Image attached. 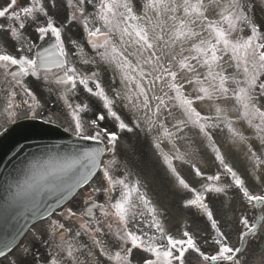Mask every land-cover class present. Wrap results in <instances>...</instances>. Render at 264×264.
Listing matches in <instances>:
<instances>
[{
    "label": "snow or ice",
    "instance_id": "6c2138e0",
    "mask_svg": "<svg viewBox=\"0 0 264 264\" xmlns=\"http://www.w3.org/2000/svg\"><path fill=\"white\" fill-rule=\"evenodd\" d=\"M21 114L95 146L56 145L8 186V207L36 224L0 231L6 264H248L264 251V0H4L0 117ZM178 194L192 223H174L165 199Z\"/></svg>",
    "mask_w": 264,
    "mask_h": 264
},
{
    "label": "water",
    "instance_id": "95a60500",
    "mask_svg": "<svg viewBox=\"0 0 264 264\" xmlns=\"http://www.w3.org/2000/svg\"><path fill=\"white\" fill-rule=\"evenodd\" d=\"M40 135H42V136H40ZM40 135L33 134L32 136H30V138L34 139L35 141H42L43 142V141H56V140H60L63 137V136H60L57 134L43 133V132ZM10 137L14 139L13 143L10 144L8 142H3L2 145L0 144V158L5 157L6 156L5 154L7 152H9V150L13 146L20 144L21 142H23V140H28L27 138L16 140V137L13 134Z\"/></svg>",
    "mask_w": 264,
    "mask_h": 264
},
{
    "label": "rangeland",
    "instance_id": "374dc122",
    "mask_svg": "<svg viewBox=\"0 0 264 264\" xmlns=\"http://www.w3.org/2000/svg\"><path fill=\"white\" fill-rule=\"evenodd\" d=\"M45 95H47V93H45ZM52 100H53V101L55 100V97H54V96H53ZM20 117H24L23 114H21ZM18 118H19V117H18ZM56 123H59V124H61V125L64 126V127H67V126H68V125H67V122L64 121V120H62V119H61V120H57Z\"/></svg>",
    "mask_w": 264,
    "mask_h": 264
}]
</instances>
